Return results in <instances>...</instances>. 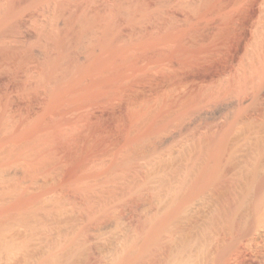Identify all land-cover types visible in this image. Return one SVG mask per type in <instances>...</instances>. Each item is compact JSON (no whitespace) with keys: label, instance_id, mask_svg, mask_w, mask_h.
<instances>
[{"label":"rangeland","instance_id":"374dc122","mask_svg":"<svg viewBox=\"0 0 264 264\" xmlns=\"http://www.w3.org/2000/svg\"><path fill=\"white\" fill-rule=\"evenodd\" d=\"M47 2L0 0L1 9L11 8L17 15L14 22L21 18L28 44L36 51L38 30L47 24L41 15ZM225 12L230 23L217 44L203 47L200 62L186 68L178 62L144 67L125 81L132 89L121 98L110 92L90 108L100 118H94L86 141L75 143L79 151L72 158L62 146L56 155H42L38 147L34 155L28 152L25 158L0 160L4 167L0 172V264H160L157 255V260L150 259L157 248L150 239L154 208L161 205L164 213L165 205L183 209L182 205L192 202L189 213L181 214L184 220L197 205L218 204V179L230 176L233 164L248 155L252 146L264 151V0H237ZM173 69L180 73L179 80L161 79V70ZM230 89L233 93L228 94ZM219 92L225 95L216 97ZM188 166L196 171L189 174ZM202 167L212 168L204 170L206 187L198 182L199 187L192 188L196 176L202 177L197 175ZM240 188L228 192L232 206L222 227L226 235L221 250L213 251L217 240L214 249L211 245L215 253L203 259L208 264H264V189L252 195L257 196L255 202L260 201L252 200L257 209L250 199L249 203L240 199L244 196ZM247 211L248 230L239 225ZM141 225L146 233H140ZM139 239L145 250L141 256ZM194 261L189 264H197Z\"/></svg>","mask_w":264,"mask_h":264},{"label":"bare ground","instance_id":"6f19581e","mask_svg":"<svg viewBox=\"0 0 264 264\" xmlns=\"http://www.w3.org/2000/svg\"><path fill=\"white\" fill-rule=\"evenodd\" d=\"M175 1L178 0H48L47 7L43 8L41 13L47 18V24L38 30L37 51L28 44L27 35L22 30L21 18L14 22L13 18L17 16L14 11L11 8H0V160H8L14 156L20 159L28 152L34 155L38 147L42 150V155H56V151L62 146L68 148L67 155L72 158L79 151L75 143L79 142L81 145L86 141V134L93 126L94 118H100L95 112H90V108L100 104L110 92L121 98L125 91L132 89V85L125 84V81L136 77L138 71L144 67L148 69L166 62H178L186 68L196 64L194 62L198 60L200 62L203 47L217 44L220 35L230 23L229 13H223V10L237 0H197L195 5L187 4L181 7H178L177 3L173 4ZM212 16L214 23L210 19ZM173 70L174 72L161 70V79L179 80L180 73L177 69ZM229 93H233L232 89ZM222 95L225 93L219 92L216 97ZM28 145L31 147L28 148ZM258 147L252 146L251 151H247L248 155L233 164L231 175L234 177L230 175L231 177L224 178L219 175L223 177V180L218 177L222 185L216 177L219 183L215 184L221 190L217 192L214 189V193L220 195L219 200H216L218 204L215 202V205H197V208L194 207V214L188 218L185 215L184 220L181 214L187 213L192 202L182 205L183 209L173 205L174 209L171 206L172 209L168 210L169 205H165L167 210H163L166 211L164 213H161V205V208L156 206L158 211L154 208L155 217H150L154 224L150 223V239L153 245H157L154 247H157L155 249L159 253L155 250L156 254L152 252L150 259L157 260V255L160 264H189L197 257L194 261L197 264H208L203 259L208 257L209 253H215H211L215 240L220 241H216L218 244L217 247L214 245L213 251L220 248V243L226 235L222 233V227L231 216L229 210L232 206L228 204V192L241 187L244 189V196L240 199H247V202L250 199L253 202L255 198V202L257 196H252L254 191L255 194H260L259 191L264 189V151L262 152V147ZM210 150L212 152V149ZM205 169H198L201 173L197 175L201 174V178L200 175L196 176L197 172L194 173L197 177L195 183L198 181L197 184L193 182L195 186L192 183V188H198L199 183H205V179L202 182L207 173L204 172ZM211 169L209 167L207 170ZM3 170L4 167L0 172ZM187 171L191 174L196 170L190 166ZM228 171L230 172V169ZM206 184L207 182L205 187ZM208 186L207 188H210ZM254 202L252 207H257L258 204H254L260 201ZM249 213L250 211H247L240 217L241 222L239 219L240 227L244 226L247 230ZM141 227L144 230V226ZM142 229L140 228V233H146ZM143 234L139 235L142 237ZM144 251L142 241L140 256ZM155 263L156 261L153 262Z\"/></svg>","mask_w":264,"mask_h":264}]
</instances>
